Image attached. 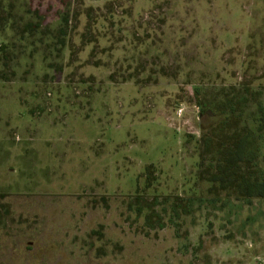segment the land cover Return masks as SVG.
Masks as SVG:
<instances>
[{"label":"rangeland","instance_id":"374dc122","mask_svg":"<svg viewBox=\"0 0 264 264\" xmlns=\"http://www.w3.org/2000/svg\"><path fill=\"white\" fill-rule=\"evenodd\" d=\"M28 2L69 24L0 80V264H264V197L199 173L206 90L264 86V0ZM167 195L206 199L175 228Z\"/></svg>","mask_w":264,"mask_h":264},{"label":"trees","instance_id":"16d2710c","mask_svg":"<svg viewBox=\"0 0 264 264\" xmlns=\"http://www.w3.org/2000/svg\"><path fill=\"white\" fill-rule=\"evenodd\" d=\"M6 1L0 0V32L8 25L12 34L7 42L0 43V80L28 79L25 73L31 71L33 61L30 60H34L36 51L44 43L49 53L42 55L41 61L57 53L56 64L60 69L69 24L67 13L60 12L59 25L52 28L44 24L43 15L28 0ZM208 90L199 102L202 112L224 116L207 128L200 139L199 173L211 184L208 194L213 197L210 199L220 196V192H225L227 198L232 194L247 200L264 197V86L244 84ZM162 198L161 204L171 206L169 221L175 228L182 216L193 211L196 202L206 199L176 196L180 202L169 203L171 196Z\"/></svg>","mask_w":264,"mask_h":264}]
</instances>
